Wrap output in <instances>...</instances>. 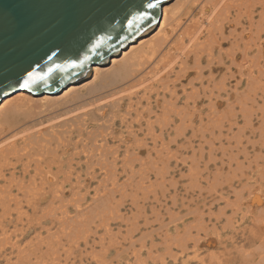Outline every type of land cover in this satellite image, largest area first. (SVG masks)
Here are the masks:
<instances>
[{
	"label": "rangeland",
	"instance_id": "rangeland-1",
	"mask_svg": "<svg viewBox=\"0 0 264 264\" xmlns=\"http://www.w3.org/2000/svg\"><path fill=\"white\" fill-rule=\"evenodd\" d=\"M236 1L230 0L232 5H229V8L232 15L237 10L245 11L250 8L254 9V20H258L262 7L257 0ZM203 3L201 8L193 12L194 18L201 19V23L198 20L197 22L202 30L196 25L198 23L194 24L196 28L192 26V30L194 32L196 30V34L200 36L199 40L203 41L199 42L200 45L196 48L199 52V47L202 46L201 57H198L196 61L197 56L191 52L194 50V45L191 43L190 46L186 35L184 39L186 44L182 47L183 49L181 48L182 50L169 46V51L165 50L166 54L163 61L161 60V63L165 61L171 69L172 65L174 66L173 73H170L169 77L162 75L167 80L161 81L165 80L166 83L169 81L168 87L165 88L166 83L163 87V82L155 80L158 77L149 78L146 84H150L153 90L149 92L150 86L147 90L143 86L137 93L143 95L150 89L147 96H151L149 99L151 103L148 104V99H143L142 105L136 106L137 109L133 107L128 111L125 109L119 111L118 116L122 117H116L115 120H107L114 113L109 106L92 105L95 109L91 106L93 110L91 107L81 110L84 115L97 113L100 117H105L102 120L103 125L101 122L90 120L89 123L87 122L88 128L93 130L100 126L99 130L96 129V133H106L107 128H110L112 124L113 129L119 131L120 127L126 123L125 126L127 125L131 130L135 128L137 133L135 139L139 138V142L133 141L134 137L125 132L128 129L121 128L129 140L122 143L117 138H112L109 149L116 148L115 153L118 155L113 154L118 158L111 154L114 152L112 150L106 161H103V163H110L114 156L117 162L114 168L107 167L108 169L104 171L96 164L89 182L78 186L75 192H65L63 198L55 204L48 206L44 203L38 212L31 214L33 216L27 221L28 223L26 222L25 232L17 233L16 231L10 237L3 238V240L10 239L7 243L3 242L0 234V240H2L0 241V264H264V58L255 57L257 59L255 60L254 56L258 47L251 42L250 46L253 49L250 48L248 57L250 58V80L247 75L242 77L243 75L238 72L241 66L242 58L239 55L241 53H238V48L235 46L237 63L231 65L229 55L226 53L231 50L229 46L232 40L220 37L218 30L220 11L218 10L222 7ZM236 4L240 6L237 7ZM214 10L216 13H213ZM209 15L215 20V23L212 22L215 28L218 26L216 30L211 21L209 22L212 20ZM241 19L242 23L238 25V31L241 30V26L249 25L246 17ZM204 25H210V28ZM252 28L255 29L256 26ZM156 31L157 29L151 33L154 34ZM224 31V36H228V26ZM210 33L218 37H215V42L212 37L208 39ZM261 40L264 42L263 32ZM250 41L253 40L250 39ZM188 42L189 46H187ZM187 53L190 54L188 58ZM220 57L224 63L231 65L234 78H231L233 76L228 73ZM158 59L159 57L153 58V64H158ZM109 64L108 62L106 66H110ZM181 67L184 70L180 69ZM224 74L228 77L222 76ZM83 79L90 81L92 77L87 73ZM109 88L106 89L113 91L115 86ZM106 89L93 95L104 94L108 92ZM87 96L92 100L91 95ZM88 98L79 99L77 106L80 107L83 101L90 102ZM126 100L125 98L124 103ZM68 105L76 106V103H68ZM64 106L53 109V112L62 110L64 112L68 109ZM149 107H153L152 110L155 112L149 111ZM46 115L47 113L41 117V120H45L42 126L48 125L49 121H46L48 115ZM120 118L124 120L120 121ZM148 119L154 127V137L153 134L151 135L152 130L150 132L147 128ZM26 122L28 121L20 122L18 127L14 128V134H8V129L4 131L6 134L4 132L0 134V140L4 137L0 142L5 143V148L3 146H1L2 149L0 148L1 169H7L5 166L10 167L18 155L22 154L25 159H31L33 156L31 154L34 152L35 158L36 156L47 158V154L44 155V151L40 152V150H47L45 153L49 156L58 152L61 154L60 151L69 138V144L79 140L72 130L71 133L64 134L67 137L57 136L56 140L46 135L51 143L45 142L44 146L33 144L31 147L25 146L26 149L23 142L26 137L22 139L26 134L23 131L24 128L30 124ZM167 122L173 128H170L171 137L168 139L165 136H159L163 124ZM105 124L109 126L106 127ZM179 126L183 129L178 128ZM176 128L182 133H177ZM70 134L72 135L69 136ZM16 136L19 140L15 142ZM12 137L14 138L12 144L15 142L17 146L15 143L13 145L16 147L10 145L9 139ZM5 138L9 143L5 142L7 141ZM58 139L59 141L62 139L60 141L62 144L58 142ZM92 139L79 141V145L82 142L86 143L87 140L88 144L93 145ZM143 141L144 144H142ZM144 146L158 153L150 157L143 151ZM28 149L31 154L24 153L28 152ZM15 151L19 152L14 155ZM37 151L40 152V156L37 155ZM130 153H134L131 157L132 161L128 159L131 156ZM135 154L138 158H135ZM1 158H4V161ZM126 160L134 165V169H128L127 166L131 163L128 162L125 165ZM2 162L9 163L3 166ZM17 163L18 170L21 162ZM6 169L7 174L13 170L10 168L6 171ZM84 172L85 168L82 166L77 175L80 174L81 178H84ZM60 175H62L61 178L64 177V174ZM14 188L16 187H12ZM15 210L16 208L12 210L14 216L12 215L13 219L9 223L7 222L9 219L6 218L0 206V219L5 218V224L8 223L7 227L13 231L20 226V222L15 219ZM26 210L32 211L29 205Z\"/></svg>",
	"mask_w": 264,
	"mask_h": 264
},
{
	"label": "bare ground",
	"instance_id": "bare-ground-1",
	"mask_svg": "<svg viewBox=\"0 0 264 264\" xmlns=\"http://www.w3.org/2000/svg\"><path fill=\"white\" fill-rule=\"evenodd\" d=\"M203 2H205V5L209 3L212 6L214 5L215 7L216 6L218 7V5L220 7H222L221 10L220 9L218 10V12L220 11L218 13L219 14V18H218L219 20L217 19L219 21V27L216 26V28H215V25H213V23H212V22L215 23V20L212 19L211 15H209V18L212 20H209V22L211 21V23L214 27L212 25L211 26L213 28H215V30L218 27L220 37H222V38L225 37L226 39L230 38L232 40L231 46H229V47H231V50H229V51L227 50L228 53H226L229 55V62L231 63V65H235L237 63V58L235 57L236 52H234V47L236 46L238 48V53L239 52L241 53L239 55H241V58H242L241 62H240L241 66L239 67L238 72L243 75L242 77H244V75H247L249 80H250V64H249L250 58H248V57H249V53H250V48H252V46H250L251 42L258 47V49H257L258 51H257L256 55L254 56V58L255 57L256 58L258 57V59H259V57L264 58V52H263L264 51V48H263L264 42L261 40V34H262V32L264 33V0H257V2L260 3V5L262 7V9L260 10V12L258 14L259 18L257 21L254 20V15H255V13L253 11L254 9H250L249 7H247L249 9H246L245 11L237 10V12L232 15L231 10L229 8V5H232L230 0H206V1L205 0H165L161 4L158 22L145 30L144 33L147 32L145 36L141 37L144 33L141 34L137 38L132 39V41L128 42L126 45H124L120 49L115 50L112 53V55L104 57V58L100 59V61L96 62L95 64L90 65L88 68H86L85 70H82L78 75L73 77L71 79V82H64L60 86L56 87L54 90H45L42 92L39 91L38 93H34L32 91L22 89V90L14 92V93H10L5 98H3V100L0 102V134H2L4 131H6V129L9 130V131L7 130L8 134L9 133L14 134V132H15L14 128H17L18 125L20 124V122L23 123L24 121H28L26 123L27 124L30 123V124H28V126H26L23 130V131H25L24 133H26V134H25V136L22 134L23 135L22 139H24V137H26L23 140L24 147L25 146L31 147L33 144H38L39 146H41V145L44 146L45 142L51 143V141H48L47 136L53 137L52 140H54V139L56 140L58 138L57 136L61 137L66 133H71L72 130L77 134V138H79V140L77 139V141H74L73 144L72 143L69 144L68 141L70 138L68 139V141L66 140L67 143H65V145L63 146L64 148L62 149V151H60L61 154H59V152H58V153H54V155L51 154V156H49L48 153H45L47 150L46 151L44 149L40 150V152L44 151V153H43L44 155L47 154V156H48L47 158H46V156H45V158L43 156H41V157L36 156L37 158H35L34 157L35 154H34L33 150H32L33 154H31L29 149H28L27 150L28 152H24V153H26V154L30 153L31 155H33L31 159L30 158L25 159L23 157V155L21 154V155L17 156L18 158H16V161L12 162L9 160V162L13 163L11 165L12 167L11 166L10 167L5 166L9 162H2L3 166L7 167V169L5 168L6 171L10 168L13 169L8 174L5 172V169H1L2 164L0 163V166H1L0 167V187H1L0 188V195H1L0 206H1L2 210H4V214H6V216H7L6 218L9 219V221L7 220V222H9V223L13 219L12 218V215H13L12 210H14V208H16L15 219H17L20 222V226L17 227L13 231L7 227L8 223L5 224V221H4L5 218L4 219L2 218L3 221H0L1 222L0 234L2 237V238L1 237L0 238L2 240H3V238L10 237L12 234L16 233V231H18L17 233L25 232L26 222L29 221L30 218L33 216L31 214H35L36 211L38 212V210L41 209V207L44 203H45V205H48V206L55 204L56 202H58L60 199L63 198L62 196L65 195V192H68V193L69 192H75V190L78 186H83L84 184L89 182L90 176H93V175H91V173L94 171V166H96V164H98L100 169H103V170L108 169L109 167L114 168L115 165L117 164L116 159L118 158V156H115V155L116 154L118 155V153H115V151H117L116 148H114V150L109 149V144L111 143L110 140L112 138L113 139L117 138V140L121 141L122 143L127 142L128 137L124 133V131H121V128L128 129V131L125 130V132H127L128 135H131V137L132 136L134 137L133 141H135L136 143L139 142V138L135 139V138H137V137H135V136H137L136 130H134L135 128L134 129L132 128L133 130H131L127 125L125 126L126 123L125 124L122 123V124H124V126H121L119 131H118V129L117 130L113 129V127H112L113 124L110 125L112 127V128L110 127L111 129L108 127L109 125L105 124L104 126L108 127L107 128L108 131L107 132L105 131L106 133H96V129H98L100 126L95 128L94 130L90 129V128H88L89 127L88 121L90 120V121L97 122V123L101 122V124H102V120H104L105 117H100V115H98L97 113H90L89 115H87L88 113L87 114L85 113V115H84V113L81 112V110H83V108H89L92 105H96V106L98 105V107L99 106H109L112 108L114 113L112 114L111 117H108V119L107 118L106 119L107 120H115L116 117L121 116V115L118 116L119 111H121L122 109H125L128 111V110H131V108H133V107L136 108V106L142 105L141 101L143 99L144 100L148 99L147 100L148 104L151 103L149 101L151 96L150 97L147 96L148 91L151 89V86H150V84L149 85L146 84L147 80L149 78L155 79V77H158L155 80H158L160 83L163 82L164 83L163 87H165L166 82H164V81L167 79L163 78L162 75H166L167 77H169L170 73H173V70H174L173 65H172V69H171L166 65L167 63L165 61L163 63H161V60L163 59L164 55L166 54V53H164L165 50L168 49V51H169V49L172 46L176 47V49H178V50H182L183 49L182 47H184V45L186 44V42L184 40L185 35H186L188 37L187 39L190 42V46H191V43L194 45V48H193L194 50L191 49L192 50L191 52L194 53V56H197V57H195V59L197 58L196 61H198V57L199 58L201 57V55H202L201 47L202 46L201 47L198 46L201 49V50L199 49V52H197L198 50L196 48H197V45H200L199 42H203V41L199 40L200 36L196 34L197 32L195 29H194L195 32L192 30V26L194 27V24L200 22V20H201V19L199 20L197 18H194L193 12L197 8H199ZM236 2H238V0ZM240 2H242V1L240 0ZM203 5H204V3L202 4V6ZM241 5H243V4L241 3ZM233 6H235V5L233 4ZM236 6H237V4H236ZM239 6H240V4H239ZM239 6H237V7H239ZM207 10H209V9H207ZM206 12H208V11H206ZM213 13H216V11L214 10ZM242 17L247 18L249 25L241 26V30L238 31V25L242 23V19H241ZM206 18L208 19L207 16H206ZM197 20H198V22H197ZM204 20H205V18H204ZM218 21H216V23ZM202 22H203V20H202ZM203 24H205V22ZM196 25L198 26L199 23ZM206 25H204V26H206ZM216 25H218V23ZM197 26H195L194 28H196ZM209 26L210 25H208L206 27L208 28ZM227 26L229 28V35L224 36L225 35L224 30ZM254 26H256L255 29L252 28ZM198 28H201V27L198 26ZM156 29H157V31L154 34H152L151 32L156 30ZM200 30H202V28ZM207 30H209V29H207ZM214 31H211V32L213 33ZM211 35L209 37L207 36L208 39H210V37H212V39H214L213 41L215 42V37H217V36H213V35L211 36ZM250 39H252L253 41H250ZM205 40H207V39H205ZM134 41H136V42L132 43ZM223 41H225V39ZM189 42H188L187 46H189ZM218 42H219V40H218ZM218 44H220V43H218ZM169 46H170V48H169ZM220 48L222 49V47H220ZM211 50H213V49H211ZM204 51H206V50L204 49ZM208 51H210L209 48H208ZM219 51H220V49H219ZM181 52H183V51H181ZM179 54H181V53L179 52ZM189 55L190 54H188L187 58L189 57ZM155 57L156 58L159 57L158 64L157 63L153 64V62H152L153 58H155ZM218 58L219 57H217V59ZM256 58H255V60H257ZM195 59H194V61H195ZM220 59L223 61L222 57H220ZM227 59H228V57H227ZM107 61L110 63L109 64L110 66H106V64L108 63ZM252 61H254V60H252ZM183 62L185 63L186 61H184V59H183ZM213 63H214V61H213ZM156 64L158 65L157 67L155 66ZM185 64H184V66H185ZM222 64L226 65V69H227L228 73H230V75L233 76L231 78H234V73L231 69L232 68L231 65L229 64L230 65L229 66L228 64L224 63V61L222 62ZM199 66H201V65H199ZM182 68L183 67H181L180 69H182ZM180 69H179V71H180ZM183 70H184V68H183ZM179 71H177V72H179ZM87 73L90 74L92 77V79L90 81L83 79V77L86 76ZM225 75L226 74H224L222 76L225 77ZM230 75H229V77H230ZM196 77H197V75H196ZM178 78H180V77H178ZM163 79H165V80L161 81ZM224 79H226V78H224ZM198 80H199V78H198ZM168 82L166 83V85L168 84ZM217 84H218V82H217ZM182 85L184 86V83ZM185 85H187V84H185ZM114 86H115V88L113 91H112V89L110 91L107 90L109 87L112 88ZM143 86H144V88H146L145 90H147L148 86H150V89H148L147 92L144 90L145 92L143 95H138L137 93H138L139 88L143 87ZM167 87H168V85L165 88H167ZM206 87H207V85H206ZM219 87L221 88V86H219ZM84 88H85V91H83ZM184 88H186V87H184ZM184 88H183V90H185ZM213 88H214V86H213ZM102 89H106L108 92H105L104 94L102 93L100 95H98V94L93 95L94 93H98V91H100ZM106 90H104V91H106ZM152 90L153 89H151L149 92H151ZM192 91H194V90H192ZM186 93H188V92H186ZM196 93H198V92H196ZM87 95H91V96L93 95L92 97L89 96L90 98H92V100H90ZM83 97H85V98L87 97L90 100V102L89 101L84 102L82 100L84 102V107L82 106L83 102L81 103V106L78 104L80 106V107H78L77 102H79L78 100L82 99ZM125 98L127 100L124 103ZM68 103L69 104L70 103H72V104L76 103V106L68 105ZM213 104H214V102H213ZM61 105H63V106L66 105V107L65 106L64 107L65 108L68 107V109H66L64 112L62 109H61L62 110L61 112H57V111H56L57 113L53 112L54 111L53 109H58ZM93 108H92V110H93ZM180 108H183V107H180ZM152 109H153V107H149L148 110L151 111ZM85 110H84V112H85ZM103 110H104V107H103ZM45 112L48 115V117L46 118V121H49L50 123L48 122V125L45 124L42 126V124L45 123V120H41V117L46 114ZM153 112H155V111H153ZM149 113H151V112H149ZM100 114H102V113L100 112ZM106 114H107V112H106ZM124 118H120V121H123ZM107 120H105V121H107ZM151 121H152V119H151ZM151 121L149 122V119H148L147 128L150 132L152 130L151 135L153 134L152 136L154 137L155 136V133H153L154 127H152ZM182 121H184V119H182ZM110 123H112V121H110ZM181 124H180V126H181ZM23 125H25V124H23ZM128 125H130V123ZM180 126L178 128H180ZM192 127H193V125H192ZM103 128H102V130H103ZM162 128H161V133H159L160 134L159 136L160 137L165 136L166 139H168V137H171L170 136V128H172L171 125L167 122V123L163 124ZM178 128H176L177 130H175V131H178L177 133H180V132L182 133V131H180V129H183V128H180L179 130H178ZM148 134H149V132H148ZM71 135L72 134H70L69 136H71ZM64 136L67 137L66 135H64ZM182 136H183V134H182ZM13 137H14V135H13ZM13 137L9 139L11 141L10 145H13L16 142V140H17L16 138L18 136L15 137V142L12 144V142H13L12 140H14ZM19 137H21V136H19ZM44 137H46L47 139H45ZM89 138L90 139L93 138L92 139L93 145L88 144ZM5 139H7V138H5ZM22 139L20 138L21 141H22ZM64 139H67V138H64ZM85 139H88L87 141H85L86 143L88 142L87 144L83 143ZM113 139H112V141H113ZM61 140L62 139H60V141ZM82 140H83V142L80 143V145H79V141H82ZM60 141L58 139V142H60ZM70 141H72V140H70ZM5 142L9 143L8 139ZM90 142H91V140H90ZM144 143L145 142L143 141L142 144H144ZM4 145H5L4 142H0V148L1 149H2L1 146L4 147ZM6 145H7V143H6ZM15 145L17 146L16 143H15ZM15 145H13V147H16ZM21 145H22V143H21ZM21 145H19V146H21ZM45 145H46V143H45ZM111 146L112 145H110V147ZM117 146H119V144ZM54 147H53V149H54ZM57 147L58 146H56L55 148H57ZM85 147H87L88 150ZM147 147H145V146L143 147V151L146 153V155H148V156L150 155V157H151L152 154H155L157 152V151L148 149ZM49 148L51 149V147H49ZM112 148H113V146H112ZM128 148H130V147H128ZM57 149H54V150H57ZM118 149H119V147H118ZM165 149H166V146H165ZM112 150L114 152H112L111 154L112 155L115 154L114 156L116 157V159L114 160V156H112L113 160L110 163L109 162L103 163V161L104 162L106 161L108 154H110V152ZM162 150H164V149H162ZM16 152L18 153L19 151H15L14 155L16 154ZM40 152H38L37 155L39 154V156H40ZM53 152H55V151H53ZM81 152L83 154H81ZM1 153H2V151H1ZM132 154L134 155V153H130V155H131V156L129 155L130 158H128L129 157L128 156V157H126V159L128 158L129 160H131V157L133 156ZM135 156H136V154H135ZM135 158H138V157L136 156ZM168 159H169V157H168ZM101 160H102V162H101ZM129 160H126V164L125 163H123V164L127 165L128 162L131 163ZM17 162H21V165H20L21 167L18 170H17V168H18ZM82 166H84V168H85V172H84L85 177L84 178H81L80 174L77 175L79 168H82ZM127 167H128V169H131V170L134 169V165H132V163L130 166H127ZM60 174H64V177L61 178L62 175H60ZM13 182H15V184ZM5 184L9 185L10 187H8V186L6 187ZM11 185H13V186H11ZM12 187H16V188L12 189ZM27 205H29L31 207V210H32L31 212L26 210ZM10 209H12V210H10ZM50 214L52 215V213H50ZM1 217H3V215ZM2 219H0V220H2ZM8 239L3 240V242L5 241L4 243H7V241L10 240V239L9 240ZM2 240H0V241H2ZM11 244H13V243H11Z\"/></svg>",
	"mask_w": 264,
	"mask_h": 264
},
{
	"label": "water",
	"instance_id": "water-1",
	"mask_svg": "<svg viewBox=\"0 0 264 264\" xmlns=\"http://www.w3.org/2000/svg\"><path fill=\"white\" fill-rule=\"evenodd\" d=\"M163 1L151 0L149 18L129 27L142 0H0V68L13 78L0 88V102L22 89L38 93L71 82L156 24ZM72 63L80 66L67 67ZM28 71L45 79L18 87L15 78L22 83Z\"/></svg>",
	"mask_w": 264,
	"mask_h": 264
},
{
	"label": "snow or ice",
	"instance_id": "snow-or-ice-1",
	"mask_svg": "<svg viewBox=\"0 0 264 264\" xmlns=\"http://www.w3.org/2000/svg\"><path fill=\"white\" fill-rule=\"evenodd\" d=\"M156 7V4L152 3L151 0H148V2L145 4L143 3V0L140 4V8L144 9L143 11L138 12L136 15L132 17L131 20L128 21L129 27L132 26V24L135 21H144L149 18V12L147 10L153 9ZM96 47H99V44L96 45ZM87 59V57H85ZM80 65L72 63L67 65V67H79ZM53 71L52 68H48V73H51ZM13 78L10 77V75L4 70L3 68H0V88H3L6 82H10ZM45 75H41L39 72L36 71H28L26 78L23 79V82H20L19 78H15V83L18 87L21 88H28L30 85L35 84L39 80H44ZM9 86H11L9 84Z\"/></svg>",
	"mask_w": 264,
	"mask_h": 264
}]
</instances>
